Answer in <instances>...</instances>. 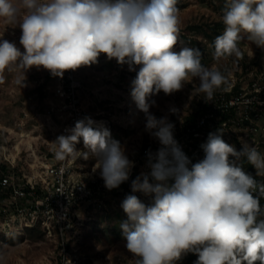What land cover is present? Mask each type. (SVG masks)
<instances>
[{"label": "clouds", "instance_id": "clouds-1", "mask_svg": "<svg viewBox=\"0 0 264 264\" xmlns=\"http://www.w3.org/2000/svg\"><path fill=\"white\" fill-rule=\"evenodd\" d=\"M177 2L0 0V18L19 21L23 49L0 38V84L14 67L24 70L16 79L23 88L25 72L33 67L63 78L66 71L97 64L102 54L127 65L135 72L131 101L144 114V130L160 145L155 154L148 153L150 171L131 181L133 194L121 203L127 218L119 227L135 264H176L188 253L197 255L195 264H264V184L256 179L264 176V156L248 144L237 149L218 128L201 145L204 158L193 164L174 137L175 125L150 111L156 105L151 97L160 92L172 95L191 84L190 98L209 102L218 89L231 87L230 74L205 66L199 48L178 47ZM221 19L223 32L213 42L215 61L242 59L244 39L264 51V0H225ZM65 131L52 142L57 161L94 159L93 171L99 170L108 190L129 180L135 162L110 129L85 116ZM245 160L256 176L244 170ZM135 193L151 202L145 204Z\"/></svg>", "mask_w": 264, "mask_h": 264}, {"label": "rangeland", "instance_id": "rangeland-1", "mask_svg": "<svg viewBox=\"0 0 264 264\" xmlns=\"http://www.w3.org/2000/svg\"><path fill=\"white\" fill-rule=\"evenodd\" d=\"M182 2L178 7L181 20L178 47L184 46L182 34H190L205 41L202 33L192 32L191 26L220 22L223 13L215 8L213 0ZM13 3L19 4V0H13ZM18 23H8L0 18V38L21 47ZM240 48L242 59L229 57L215 61L214 50L209 44L205 57L201 59L205 66L216 67L225 75L230 74V84H242L244 90L249 92V84L263 78L264 51L246 39L240 42ZM23 75V69L14 67L11 71L6 70L5 82L0 84V162L14 168L22 174V178L25 175L27 178H45L44 165L46 157H50L49 143L55 135L60 134L63 123L60 116L61 102L50 89L55 80L49 71L35 67L29 69L25 72L26 87L22 88L16 84V79ZM134 78L135 72H130L127 65L120 66L115 59L109 61L103 54L97 64L88 66L82 72L81 96L84 106L99 119L97 125L103 124L110 129L112 137L125 146L126 154L135 162V166L127 182L112 190L103 187L88 203L90 206L85 208V205L81 209L80 219L69 237L70 248L77 253L80 264H135V258L124 247L123 236L113 232V229L120 228V222L127 218L121 203L127 195L133 194L131 181L141 173L150 171L148 157L142 155L145 144L153 145V154L160 145L144 130V114L131 101L130 86ZM194 83L198 84V81ZM191 89L192 85L188 84L182 91L172 95L160 92L151 97L156 105L150 111L157 118L167 116L175 125L174 137L182 150L188 147L195 151V143L202 145L208 135L196 140L189 137L185 129L187 118L200 110L204 103L203 96L190 98ZM173 107L178 110L176 113L170 112ZM219 129L224 133V139L237 149L248 144L256 147L264 156V147H260L264 143V107L254 117L251 110L241 105L235 117L225 120ZM77 149H83L82 142L77 145ZM194 155L190 160L193 164L204 158L202 148ZM74 162L77 168L84 171H93L95 164L94 159L83 157L74 159ZM95 172L99 174V170ZM135 195L145 204L151 202V198L142 193ZM7 219L6 216L0 217V264H57L59 249L55 238L47 237L46 234L42 237L30 235L26 220H17L9 226ZM176 264H181L180 260Z\"/></svg>", "mask_w": 264, "mask_h": 264}, {"label": "built area", "instance_id": "built-area-1", "mask_svg": "<svg viewBox=\"0 0 264 264\" xmlns=\"http://www.w3.org/2000/svg\"><path fill=\"white\" fill-rule=\"evenodd\" d=\"M87 67H81L75 71H66L63 78L54 77V85L50 87L54 91V96L61 102V119L62 126L60 134H67L66 129L74 127L75 122L84 118L91 117L95 122L99 119L84 106L82 99L83 80L82 72ZM264 75L261 81H252L250 91L242 92L229 98H222V109L235 108L240 110L241 105L251 110L252 108L261 109L264 107ZM236 83L231 84L230 92ZM257 106V107H256ZM213 116L212 114H210ZM97 125V124H96ZM208 125L207 116L201 117L197 122L196 128H187V133L191 137L194 133L195 137L204 138L206 133L197 128H204ZM95 126V125H94ZM58 135H55L49 143L50 157H46L47 161L44 165L46 169V177L43 178H27L25 175V183L14 173L5 175L2 178L3 186H14V192L7 203H17L19 200H26L27 204H17L16 212L7 216L9 226L17 220H26V226L40 225L45 231L47 237L55 238L58 244L59 254L57 264H80L79 257L76 252L72 251L69 244L70 233L76 226L79 213L88 201L92 200L103 189L104 181L97 172L90 170H81L76 167L74 159L67 158L64 161H57L54 158L53 141ZM200 149L196 148L194 153H198ZM152 149H144L143 157H148V153ZM193 153V154H194ZM190 160L192 157L187 155ZM53 160V161H52ZM43 189V193L39 194L38 189ZM80 219V218H79Z\"/></svg>", "mask_w": 264, "mask_h": 264}, {"label": "trees", "instance_id": "trees-1", "mask_svg": "<svg viewBox=\"0 0 264 264\" xmlns=\"http://www.w3.org/2000/svg\"><path fill=\"white\" fill-rule=\"evenodd\" d=\"M213 1H214L215 8L218 11L223 13L225 0H213ZM182 4H183L182 0H178L177 7H180ZM223 29H224V25L222 21L213 22V23L206 22L205 24L199 23V24L192 25L191 30L193 33H198V34L202 33L203 36L206 38L205 41L200 40L198 37L192 36L190 34H182L181 39H182V42L184 43V46H188L192 48H199L200 51L202 52V57H205L208 45L211 44L214 50L213 42L218 35L222 34ZM241 92H242V84H239V83L236 86H234V88L230 92L228 91L225 92L223 91L222 88L218 89L215 92L214 98L211 101L209 102L204 101L200 110H198L195 114H192L187 118L185 129L189 127L196 128L198 120L204 116L205 117L207 116L208 125L204 128H197L198 130L203 131L208 135L209 132H213L216 129L220 128L222 123L225 120L231 119L235 117L236 115L235 108H232L230 110L224 109V108L222 109L221 107L222 98H226L228 100L229 98L233 96L239 95ZM259 110L260 109H256L255 107L252 108L251 109L252 115L254 117L257 116L259 113ZM210 114H212L213 116H211ZM191 138H194L196 140L201 139V138L195 137L194 133H191ZM195 144L197 148L199 149L201 148V145L198 144V142ZM152 147L153 145L146 143L144 146V149H148ZM260 147L263 148L264 143H261ZM183 151L186 155H190L192 158L195 157V155L193 154L194 151L190 150L188 147H184ZM243 167L247 173L253 176H256L255 168H253L250 164H248L246 160L243 161ZM13 173L16 176H18V178L22 179L21 180L22 183H25L24 182L25 179L21 177L22 174L17 172L11 166L5 163L2 164V162H0V217H4V216L7 217V216L13 215L16 212L18 203L27 204L26 200H19L17 203H14V204H9L6 202L8 199L11 198L14 192V186L12 185L3 186L1 182H2V178L5 175H11ZM256 179H257L258 184H264V176H256ZM38 191H39V194L43 193V189L41 188H39ZM256 195L260 196L259 192H257ZM90 201H88L87 204H84V206L86 205L85 208L87 206H90V204H88ZM260 204H261V207L264 209V196H260ZM261 218H264V214ZM26 229L30 235L38 234L39 237H42L45 234V231L42 229L40 225L28 226ZM113 232L118 233L119 235H122V231L120 228L113 229ZM197 259H198L197 255L193 253H189L184 258H181L180 262L181 264H195V261Z\"/></svg>", "mask_w": 264, "mask_h": 264}]
</instances>
